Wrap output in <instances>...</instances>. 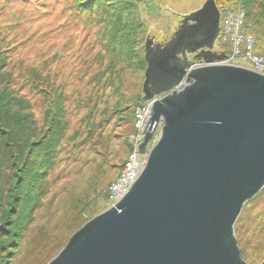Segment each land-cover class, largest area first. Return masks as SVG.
Segmentation results:
<instances>
[{
  "label": "rangeland",
  "instance_id": "obj_1",
  "mask_svg": "<svg viewBox=\"0 0 264 264\" xmlns=\"http://www.w3.org/2000/svg\"><path fill=\"white\" fill-rule=\"evenodd\" d=\"M206 1L153 0L148 5L142 0H131L133 4L136 2L131 15L127 16L128 10H124L119 18L118 12L110 10L106 16L92 20L95 14L74 18V13L56 11L51 15L53 5L49 0H33L31 4L0 0V24L21 20L20 8L27 9L28 18L34 16L30 13L37 17L49 16L39 21L41 42L33 39L27 43L21 59L9 70L11 84L7 87L26 107L20 112L28 115L33 124L29 130L37 138H42L53 122L51 119L64 126L56 164L42 184L39 204L30 215L18 245L12 248L14 253L7 254V250L1 249L4 241L0 238V264L5 260L8 264H49L77 230L110 209L106 191L108 194V186L118 178L129 158L130 139L139 134L135 127L137 112L152 103L142 101L145 43L148 39L155 44L166 43L182 17L197 11ZM232 1L227 4L224 0H214L219 12V34L212 51L225 54V58L206 64L201 59H193L191 54L187 56L192 61L191 69L229 65L252 70L245 53L236 57L246 62L232 63L228 59L233 36H229L228 24H233L236 13H241L239 33L244 34L245 26L250 28L264 17V0L253 1L248 17L242 9V3L247 0ZM224 9L220 19V11ZM262 22L264 25V19ZM246 35L253 39L250 53L257 54L258 37L251 31ZM54 113L59 117L53 116ZM158 124L161 126L154 131L157 126L154 125L145 151L139 152L146 158L160 135L163 124L161 121ZM143 141H138V145ZM4 147L0 150V218L6 205L3 190L6 185L2 180V173L6 172V162L2 159ZM146 162L147 159L143 169ZM233 233L242 260L246 264H261L264 260V187L245 203Z\"/></svg>",
  "mask_w": 264,
  "mask_h": 264
},
{
  "label": "water",
  "instance_id": "obj_2",
  "mask_svg": "<svg viewBox=\"0 0 264 264\" xmlns=\"http://www.w3.org/2000/svg\"><path fill=\"white\" fill-rule=\"evenodd\" d=\"M219 34L214 0L182 17L164 44L145 43L142 101L153 102L138 151L162 122L139 178L77 230L49 264H246L233 228L264 187V75L206 65ZM261 264H264V260Z\"/></svg>",
  "mask_w": 264,
  "mask_h": 264
},
{
  "label": "trees",
  "instance_id": "obj_3",
  "mask_svg": "<svg viewBox=\"0 0 264 264\" xmlns=\"http://www.w3.org/2000/svg\"><path fill=\"white\" fill-rule=\"evenodd\" d=\"M31 4L33 0H21ZM53 5L52 14L56 11L60 13L68 12L73 14L74 18H83V15H93L92 20H98L106 16L110 10L118 12V17L123 16L122 12L128 10L132 14V8L136 2L131 0H49ZM153 0H142L144 4H151ZM253 1L247 0L242 3V9L246 17L249 16ZM225 3H233L232 0H224ZM42 3V2H40ZM37 7H40L39 2ZM226 9V8H225ZM220 11V19L221 12ZM22 15L16 20L2 21L0 24V150L2 152L3 163L6 165V172L2 173L3 183L6 185L3 190L6 192L5 207L1 210L0 218V238L4 241L1 249L7 250V254L14 253V247L18 245L22 231L30 220V215L39 204V195L42 193V184L46 177L54 169L58 152L60 137L62 136L63 124L60 121L51 119L42 138H37L32 134L33 124L28 120V115L20 111L26 107L18 98H15L12 91L7 87L11 84V74L13 66L18 63L23 55V50L27 43L33 39L41 42L43 34L40 33L42 19L49 16L37 17L36 14L28 18L27 9L20 8ZM50 13V12H49ZM90 22V18L86 17ZM263 19L251 23L248 28L245 26L242 32L244 35L251 31L256 34L258 45L255 53L264 58V39L262 33L264 30ZM121 21V19H119ZM31 25H27V24ZM50 22H42L47 25ZM248 23V22H247ZM245 23V25L247 24ZM29 26L28 28L25 26ZM32 28V29H30ZM144 66L146 63L143 59ZM53 116H58L54 113ZM59 117V116H58ZM33 138V139H32ZM58 152V153H57ZM110 186V185H109ZM108 186V187H109ZM107 196V191H106ZM6 258V256H5ZM9 261L5 260L4 264Z\"/></svg>",
  "mask_w": 264,
  "mask_h": 264
},
{
  "label": "built area",
  "instance_id": "obj_4",
  "mask_svg": "<svg viewBox=\"0 0 264 264\" xmlns=\"http://www.w3.org/2000/svg\"><path fill=\"white\" fill-rule=\"evenodd\" d=\"M238 15H241V13H236L235 18L232 22L233 24H228V33L230 34L229 36L231 37L233 35L230 38V41L232 42L231 56L232 54L233 56H228V59L233 60L232 63H237V61L246 62L245 60L236 57L240 53H245V59L249 61L248 64L251 66V69L258 74L264 75V58L258 54L250 53L253 45V39L248 35L239 33L240 24L238 22ZM225 24H227V21H225ZM239 47L243 49L240 50ZM154 99L151 100L152 103L155 101ZM152 103L148 104L147 106H143V108H141L137 112V131L139 132V134L136 138V147H134L133 159L127 163L122 176L120 177V179L116 180V185L111 186L110 190L108 191L107 198L110 203L109 208H113L117 203L121 201V199L129 192L131 186L136 182L142 172L144 163L147 158L145 155L139 154L137 142H141L142 139L144 140L143 131L147 126V123L151 116L150 114ZM156 125L157 126L155 127L154 131H157L161 126V124Z\"/></svg>",
  "mask_w": 264,
  "mask_h": 264
},
{
  "label": "bare ground",
  "instance_id": "obj_5",
  "mask_svg": "<svg viewBox=\"0 0 264 264\" xmlns=\"http://www.w3.org/2000/svg\"><path fill=\"white\" fill-rule=\"evenodd\" d=\"M136 125H135V127H136V129H137V115H136ZM156 124H158V123H156ZM137 138V137H136ZM136 138L135 137H132L131 139H130V142H131V147H132V151H131V153H130V155H129V158H128V160L125 162V164L122 166V169H121V172H120V174H119V176H118V178L116 179V180H118V179H120V177L122 176V174H123V172H124V168H126V166H127V163L128 162H130V160H132L133 159V151H134V147H136ZM116 180L112 183V184H110V186L108 187V191L110 190V187L111 186H114V185H116Z\"/></svg>",
  "mask_w": 264,
  "mask_h": 264
}]
</instances>
